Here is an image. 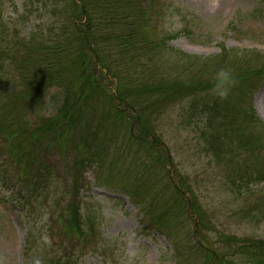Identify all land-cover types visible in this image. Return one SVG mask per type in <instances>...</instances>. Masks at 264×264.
<instances>
[{"label": "trees", "instance_id": "16d2710c", "mask_svg": "<svg viewBox=\"0 0 264 264\" xmlns=\"http://www.w3.org/2000/svg\"><path fill=\"white\" fill-rule=\"evenodd\" d=\"M40 1L48 16L26 35L0 17V190L9 193L6 204L25 209V219L39 218L40 209L53 204L55 211L37 229L40 237L55 222L64 240L79 248L72 255L96 251L100 238L79 200L84 172L94 165L100 173L107 161L117 165L128 153L137 167L141 154L153 159L143 164L144 172L162 167L163 159L170 163L158 140L160 118L172 105L182 107L180 125L203 122L198 135L205 151L226 164L232 187L264 180V159L256 153L264 130L243 134L254 129L250 98L264 81V56L233 51L229 58L222 50L200 58L174 50L167 44L171 36L156 32L170 13L163 0ZM223 72L229 80L221 98L215 89ZM48 103L54 109L49 115ZM52 154L66 163L67 189L55 188ZM165 171L171 196L161 199L148 191L146 204L138 203L144 229L171 238L173 264H264V239L218 234L211 240L193 189ZM260 202L254 205L259 213L264 196ZM185 221L192 226L187 246L179 247L172 232ZM24 254L37 264H72L68 255H52L32 228Z\"/></svg>", "mask_w": 264, "mask_h": 264}, {"label": "rangeland", "instance_id": "374dc122", "mask_svg": "<svg viewBox=\"0 0 264 264\" xmlns=\"http://www.w3.org/2000/svg\"><path fill=\"white\" fill-rule=\"evenodd\" d=\"M163 1L170 13L157 25L156 32L162 37L171 36L167 44L174 50L200 58L220 55L222 50L229 52V58L233 57V51L264 56V0ZM45 13L44 1L0 0V17L21 35L33 30L41 16L46 19ZM50 94L52 98L54 92ZM250 106L256 117L254 129L243 134L264 130V81L253 92ZM46 108L48 115L54 110L51 103ZM181 108L172 105L160 118L158 141L170 163L163 159L162 167L155 163L157 167L144 172L143 164L149 166L153 159L141 154V166L137 167L130 163L132 157L128 153L117 165L111 166L107 161L100 173L94 165L84 172L79 200L101 242L88 255L77 258L76 253L71 254L79 253V248L73 241L64 240L58 223L45 226L39 236L37 229L56 209L52 203L40 209L39 218L25 219V209L17 203L15 210L6 204L9 193L0 190V264H37L24 254V238L29 228L35 230L52 255H68L72 264H173L171 238L146 230L141 223L140 204L149 200L148 191L160 194L161 199L171 196L165 189L168 183L165 170H169L171 180L179 175L193 189L209 220L206 233L211 240L216 242L218 234L264 239V209L260 214L254 207L260 205L264 196V180L245 188L232 187L225 179L226 164L212 161L205 151L198 135L203 122L198 119L180 125L177 118ZM256 153L264 159V145ZM49 160L57 180L55 188L67 189L71 176L67 175L65 161L56 154L50 155ZM123 188H136L140 193L130 196ZM184 224V228L172 232L173 243L179 247L187 246L185 235L192 226L191 221Z\"/></svg>", "mask_w": 264, "mask_h": 264}, {"label": "clouds", "instance_id": "9594fccd", "mask_svg": "<svg viewBox=\"0 0 264 264\" xmlns=\"http://www.w3.org/2000/svg\"><path fill=\"white\" fill-rule=\"evenodd\" d=\"M229 80V76L227 72H223L221 76V83L217 85L215 89V94L220 96L221 98L225 97L228 92V88L226 86L227 81Z\"/></svg>", "mask_w": 264, "mask_h": 264}]
</instances>
